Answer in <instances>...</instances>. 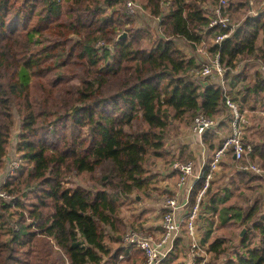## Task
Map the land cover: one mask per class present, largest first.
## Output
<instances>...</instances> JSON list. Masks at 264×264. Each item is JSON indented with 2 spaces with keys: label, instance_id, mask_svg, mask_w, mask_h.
<instances>
[{
  "label": "trees",
  "instance_id": "obj_1",
  "mask_svg": "<svg viewBox=\"0 0 264 264\" xmlns=\"http://www.w3.org/2000/svg\"><path fill=\"white\" fill-rule=\"evenodd\" d=\"M127 1L0 0V172L15 115L22 159L0 187L12 198H0V264H135L141 253L130 256L124 246L121 209L135 193L152 191L145 165L165 159L171 124L201 113L219 126L226 98L241 116L254 110L252 102L264 115V76L255 73L254 84L245 85V77L233 74L245 61L264 63V13L250 17L249 0L225 10L236 30L208 49L213 57L219 54L228 89L212 83L215 74L193 80L199 63L174 43L180 39L195 49L227 34L221 26L208 28L213 17L202 8L216 7L217 0H131L160 20L153 41L133 25ZM242 126L245 132L244 120ZM254 128L243 139L252 146L249 161L264 171V123L258 142L251 140L258 134ZM202 142L212 156L223 143L218 131L206 133ZM226 154L233 156L232 148ZM83 176L89 187H73L71 179ZM252 182L263 179L237 169L231 184L237 189ZM231 196L228 189L222 195L209 191L204 210L211 222L201 246L213 239L215 217L219 227L251 224L262 245L251 247L252 239L243 237L242 253L226 264H264L259 203L243 212L226 204ZM226 242L213 239L206 253L219 258ZM180 244L176 240L160 264H179Z\"/></svg>",
  "mask_w": 264,
  "mask_h": 264
},
{
  "label": "built area",
  "instance_id": "obj_2",
  "mask_svg": "<svg viewBox=\"0 0 264 264\" xmlns=\"http://www.w3.org/2000/svg\"><path fill=\"white\" fill-rule=\"evenodd\" d=\"M233 3L236 4L235 0H217V5L214 8L209 5L202 7L207 17L209 15L213 17L208 28L212 29L221 26L222 29L227 30V34L215 37L211 41L213 46H220L224 39L230 37L236 30V27L232 25L229 17L225 16V10L231 7ZM139 9L140 7L137 3L131 1L126 2V13L131 18L134 19L136 17ZM248 15L252 18H256L257 16L252 12ZM159 23L160 20L157 19V26ZM201 64L202 62L199 64V68L193 71L192 79L203 80L215 74L219 80V85L224 89L223 77L225 72L219 64V54H216L211 59L210 64ZM257 66L259 73H264V63L258 62ZM226 105L233 112L230 134L211 157L209 164L201 165L198 169H196V166L192 162L177 161L172 165V170L179 175L176 184L177 188L187 190L186 202L189 208L186 214L178 215L180 210L179 196L177 194L172 195V197L165 200L164 208L166 211L163 214L161 233L158 239L153 233H146L147 235L144 236L132 230L124 236L123 243L125 248L140 251L144 256L145 264H160L166 259L173 251L176 240L181 238L182 229H186L188 233L187 245L189 255L186 264H209L206 254L201 250L203 248L199 245L197 221L200 217L201 203L213 181L214 174L230 148L233 150V157L236 162L246 161L245 164H241L238 167L239 171L247 172L257 177H264V171L255 164H252L248 159V155L252 152V146L243 139V117L239 114L237 107L228 98H226ZM217 127L216 121L207 119L199 113L193 118L190 131L194 136L202 140L208 132L212 131L217 133ZM16 154L11 161L7 162V169L0 187L14 175L22 164V159L17 151ZM0 198L7 202L12 199L2 191H0ZM199 250L201 253H199Z\"/></svg>",
  "mask_w": 264,
  "mask_h": 264
},
{
  "label": "rangeland",
  "instance_id": "obj_3",
  "mask_svg": "<svg viewBox=\"0 0 264 264\" xmlns=\"http://www.w3.org/2000/svg\"><path fill=\"white\" fill-rule=\"evenodd\" d=\"M131 1V0H129ZM137 5H139L140 9L138 10V13L136 14V17L133 20V25L135 28L141 29L145 31L150 38L153 40H156L158 35H159V30L157 26V19L150 17L142 8L141 4L137 2ZM259 5L257 4L256 8H258ZM239 16V15H238ZM234 22H233V21ZM231 21L233 23L236 22L235 19H232ZM140 21V23H139ZM231 22V23H232ZM235 25V24H234ZM175 46L181 50L188 58H194L196 61L200 64H210L211 61V54L208 52V49L210 48L211 41L206 40L205 43H203L200 46H197L195 49L191 48L190 45L186 46V43L183 40L176 39L174 40ZM185 44V46H184ZM148 46V44H145ZM149 47V46H148ZM198 64V65H199ZM201 64V65H202ZM246 65V61L244 62ZM254 65H250L248 68L249 69H254ZM258 68V67H257ZM256 69V67H255ZM257 70V69H256ZM249 73V72H248ZM264 76V73H260ZM214 76V74H213ZM212 76V77H213ZM261 76V77H263ZM217 76H214L213 81L215 82ZM264 78V77H263ZM203 81V80H202ZM247 84L253 85L254 84V75L249 74L247 78ZM254 106V110L252 111H246L243 114V120L246 125V127H250V130L246 132L247 135L249 133L255 131L258 132L256 135V138L258 136H262V132L260 133V128L263 123V112L262 107L260 104L252 103V107ZM193 118H189L188 120H184L182 122H174L171 124V126L168 128L166 131L165 135V146H164V152L167 153L171 149V146L174 145L175 139L182 138L185 133L189 131V127L191 129V123H192ZM243 127V126H242ZM245 133V132H244ZM20 134V121L15 115V123H14V128L11 132V137H10V142L7 148V156H6V161L4 163V169L0 172V186L1 183L3 182V176L4 173L6 172L7 169V162L11 161L12 158L15 157L16 154V143L18 142V135ZM19 155V154H18ZM20 156V155H19ZM176 156L172 155V160L170 161L172 164L181 161V162H192L195 165V161L192 158H186V157H179L175 158ZM168 158H165L163 161H165ZM160 160L157 159H149L145 165L146 169H149L150 174L153 176L152 179V191L149 192V196L139 192L135 193L133 196L129 197L127 201L124 202V205L122 206L121 209V218L125 221L126 223V230H125V235L128 234L129 231H135L137 234L141 235H147L146 233H153L151 232L146 226L148 225H156L157 229H160L159 235H155V237L158 239L160 237L161 233V224H162V218L163 214L165 213V200L169 198L171 195L170 193L165 192L164 186L174 189L177 182H178V177L174 176V178L169 179V181H165L166 184L163 185L164 180H162L159 176H157L156 171L157 169L155 168V165L159 162ZM259 166V165H257ZM214 180V178H213ZM233 180V179H232ZM71 183L73 187H76L78 185H82L84 187H89V182H88V176H83L79 178H72ZM174 184V185H173ZM173 185V186H171ZM219 182L216 181L214 184H210L209 189L207 191V194L205 195V198L203 202L201 203L200 207V216L203 217H208L209 215H205V210L204 206L207 205V202L209 200V191L210 195L216 194L217 190L219 188ZM251 188H247L248 186H239V188H235L233 186H230L231 191H232V197L230 198V201L228 202L227 205L235 206L240 209H242L243 212L247 211V205L252 206L254 203H259V207L261 209V212L259 213V216L264 214V202L259 200V197L262 195V190L264 187V181L263 183L259 182H252L247 184ZM154 187H160V188H154ZM33 197V195H30V199ZM171 197V196H170ZM2 200V199H1ZM4 202H7L6 200H2ZM163 210V212H161ZM258 216V217H259ZM207 225L211 222L210 216L207 218ZM214 225L212 227V238L219 239V238H225L226 241V247L227 251L224 255L220 256L219 258H215L213 254H207L206 253V247H202V251L206 254L208 258V263L209 264H226L227 260H230V257L234 254L237 253H242V251H239V246H240V241L243 237H247L248 239H252V245L251 247H259L262 245V237L258 234L254 235V231L252 229L251 224L248 225H241L239 223H233V224H228L226 227H219V224L217 222L216 217L214 218ZM198 222V221H197ZM199 224V222H198ZM197 224V226H198ZM141 225H144V228L141 227ZM206 226V225H205ZM200 228L198 227V230ZM206 232V230H205ZM241 234L243 235L241 237ZM124 235V236H125ZM204 233H200V236H202ZM181 244L178 246V253L179 260L178 263H186V260L189 255V249L187 245V238H188V233L186 229H182L181 232ZM199 238V237H198ZM212 239V240H213ZM211 240V241H212ZM108 244V243H107ZM186 244V246H185ZM109 247L114 251L116 250L117 246L108 244ZM199 245H200V240H199ZM200 249V248H199ZM134 251H137L136 249ZM140 252V251H139ZM129 255L131 256L133 253V250H129ZM141 253V252H140ZM199 253L201 251L199 250ZM203 253V254H204ZM145 260L143 254L141 253L136 260L135 264H139L141 260ZM118 264H131V262H121Z\"/></svg>",
  "mask_w": 264,
  "mask_h": 264
},
{
  "label": "crops",
  "instance_id": "obj_4",
  "mask_svg": "<svg viewBox=\"0 0 264 264\" xmlns=\"http://www.w3.org/2000/svg\"><path fill=\"white\" fill-rule=\"evenodd\" d=\"M239 1H241V0H235L236 4ZM257 4L259 5L258 8H256ZM248 7H249V9H248L247 14L252 12L258 16V15H260V13H264V0H249ZM139 23H140V21H139ZM184 46H185V44H184ZM212 58H213V56L211 55V59ZM250 65H252V66L254 65L257 70L255 69V67L252 70L249 69L248 67ZM257 65H258V61H249L248 60L246 62V65L243 63L239 67H237L235 69V71L233 72V74L240 75V77H245L246 83L244 82V84L247 85V78H248L249 74L254 75L255 73H259ZM223 81H224V77H223ZM212 83L215 85H219L218 78H216L215 82L212 80ZM226 88L228 89V82L225 80L224 81V89H226ZM233 104L237 107V105L235 103H233ZM223 110H224V112H223L222 116L218 119L220 127L218 126L217 131H218V137H219L220 141H224L229 136V134H230L229 120H230V118H231V121L233 120L232 110L227 106L224 107ZM249 130H250V127L247 126L245 134ZM260 130H262V129L260 128ZM251 140L258 142L256 137L251 139ZM245 142H247V141H245ZM165 154L166 155L164 158H168V159H166L165 161L160 160L155 165V168L157 169L155 174H157V176H159L162 180H164L163 185L166 184L165 181H169L170 177L174 178V176H176L179 178V175L172 170V165L174 164V163L172 164L170 162L172 160V155L176 156L175 158H179V157L192 158L195 161L196 169H198L201 165L209 164V161H210L211 156H212V152L207 149V147L203 144L202 140L199 139L198 137L194 136L191 133L190 127H189V131L187 133H185V135L182 138L175 139L174 145H172L169 152H167ZM238 164H239V162H236L234 160L233 156L229 157L228 154H226L224 156L219 168L217 169L216 173L214 174V180L211 182L212 184L216 183V181L219 182V185H218L219 188L217 190L218 194L222 195L223 190H225V189H228L231 191V188H230V186H232L231 181H233L236 178V171L238 169ZM261 178L264 181V177H261ZM173 185H171V186H173ZM154 188L157 189L160 187H154ZM164 190H165V192L168 191V193L171 194L170 195L171 197H172V195L174 196L175 194H177L179 196L180 210H179L178 215L179 216L185 215L188 208H189L188 203L186 202L187 190L184 188L178 189L177 186H175L174 189H170V188L164 186ZM260 199L262 202H264V187L262 190V195L259 197V200ZM229 201H230V199H229ZM228 202L226 204H228ZM250 207L251 206L247 205V210ZM161 212H163V210H161ZM208 217L200 216L198 219L199 224L197 222V224H198L197 233H198V237L200 240V246H201V240L205 236V225H207L206 220ZM141 227L144 228V225H141ZM198 227L200 228L199 230H198ZM146 228H148L155 235H159L160 229H157L156 225H148V226H146ZM202 232L204 233V235L201 238L200 233H202ZM211 240L212 239H209L208 240L209 242L205 244L206 248H208V244L210 243ZM185 246H186V244H185ZM179 264H186V263L183 262V263H179Z\"/></svg>",
  "mask_w": 264,
  "mask_h": 264
},
{
  "label": "water",
  "instance_id": "obj_5",
  "mask_svg": "<svg viewBox=\"0 0 264 264\" xmlns=\"http://www.w3.org/2000/svg\"><path fill=\"white\" fill-rule=\"evenodd\" d=\"M124 37H126V34H123L122 36H120L119 37V39H122V38H124ZM243 235L241 234V237H242Z\"/></svg>",
  "mask_w": 264,
  "mask_h": 264
}]
</instances>
